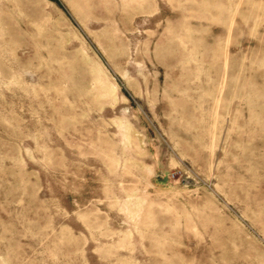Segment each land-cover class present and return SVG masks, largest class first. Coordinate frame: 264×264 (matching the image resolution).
<instances>
[{
  "label": "rangeland",
  "instance_id": "1",
  "mask_svg": "<svg viewBox=\"0 0 264 264\" xmlns=\"http://www.w3.org/2000/svg\"><path fill=\"white\" fill-rule=\"evenodd\" d=\"M0 264H264V0H0Z\"/></svg>",
  "mask_w": 264,
  "mask_h": 264
}]
</instances>
